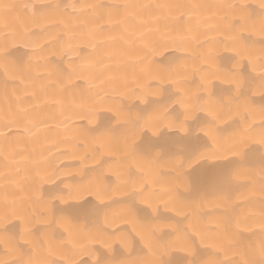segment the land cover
Returning a JSON list of instances; mask_svg holds the SVG:
<instances>
[{"label":"bare ground","instance_id":"bare-ground-1","mask_svg":"<svg viewBox=\"0 0 264 264\" xmlns=\"http://www.w3.org/2000/svg\"><path fill=\"white\" fill-rule=\"evenodd\" d=\"M264 0H0V261L89 264L121 252L110 233L148 243L185 236L197 264L259 262L264 245V165L239 171L222 193L187 191L165 160L124 150L120 122L184 118L227 156L233 138L264 133ZM7 52L5 56L3 53ZM211 92V95H209ZM200 109H203L201 111ZM111 110V111H110ZM208 112H218L213 120ZM167 114V115H165ZM113 123H115L113 121ZM131 137H129V143ZM83 186L95 214L62 217L52 197ZM134 192L140 196H133ZM141 197L159 219H137Z\"/></svg>","mask_w":264,"mask_h":264},{"label":"snow or ice","instance_id":"snow-or-ice-1","mask_svg":"<svg viewBox=\"0 0 264 264\" xmlns=\"http://www.w3.org/2000/svg\"><path fill=\"white\" fill-rule=\"evenodd\" d=\"M3 54L8 55L6 51ZM200 110L203 111V109ZM207 115L215 120L219 113L208 112ZM203 123L204 121L190 109L186 110L183 119L175 117L171 120L160 118L146 121L143 124L139 120L121 123L117 110L109 118L105 131L112 132L116 128H123L122 136L126 154L148 164L165 159L175 171L177 180L189 192H227L231 189L239 171L250 162L258 158L264 165V133L255 139L246 136L233 138L227 149L229 155L223 156L204 142V137L201 135L204 132ZM129 137H131L130 143ZM94 194L98 195L87 187L65 185L54 194L52 199L61 205L62 217L77 218L95 214L94 209L85 208L88 203L86 197ZM132 195L140 196V193L134 192ZM139 202L144 207H138L134 199H130L125 204L130 215L137 219H159V207L153 205L151 198L141 197ZM164 226L161 223L153 227V233L160 232V235L156 237V242L150 241L147 245L150 259L120 258L125 252L130 254L131 246L137 239L144 242L146 237L136 230L131 232L116 230L110 233L103 243L110 248L112 243L118 242L121 245L119 255L112 251L106 257L97 256L89 264H197L189 255L191 249L188 240L191 237L185 236L177 240L161 242ZM260 257L259 262L246 259L243 264H264V245L261 246ZM0 264L4 262L0 261Z\"/></svg>","mask_w":264,"mask_h":264}]
</instances>
